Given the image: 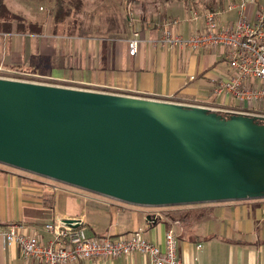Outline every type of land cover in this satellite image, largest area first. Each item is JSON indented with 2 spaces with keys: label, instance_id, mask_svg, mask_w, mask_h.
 I'll list each match as a JSON object with an SVG mask.
<instances>
[{
  "label": "crops",
  "instance_id": "1",
  "mask_svg": "<svg viewBox=\"0 0 264 264\" xmlns=\"http://www.w3.org/2000/svg\"><path fill=\"white\" fill-rule=\"evenodd\" d=\"M122 2L126 11L127 1L119 0ZM239 2L133 0L131 14L125 13L122 20L117 18L118 25L106 28L100 34L104 36L92 35L90 40L78 35L79 40L67 45L56 44L55 61L48 71L94 91L264 113V106L241 105L231 96L213 94L214 84L232 74L226 66L224 48L214 46L207 51H192L150 45V41L160 38L165 24L175 22L172 31L184 39L202 31L203 15L208 10L216 13L219 28H230L237 20ZM260 4L262 0L247 7L245 15L249 20H254ZM102 12L111 19L113 11L107 0ZM44 30L41 29L42 35ZM134 31L139 33L141 42L136 55L131 56L127 40ZM41 34L0 33V66L15 70L21 67L20 61H33L34 56L45 55L47 43L37 38ZM257 84L258 81L251 82ZM41 182L0 169V232L17 224L22 227L18 230L20 234L36 237L46 244L51 236L44 225L58 219H77L83 222L89 237L115 239L141 229L142 237L161 250L165 233L172 231L178 240L177 258L181 264H264V198L164 209L130 205L60 183ZM147 215H159L161 221L155 225L148 223ZM0 264L41 263L25 261L17 246L3 247L0 243ZM76 264L149 262L140 254H132Z\"/></svg>",
  "mask_w": 264,
  "mask_h": 264
},
{
  "label": "water",
  "instance_id": "2",
  "mask_svg": "<svg viewBox=\"0 0 264 264\" xmlns=\"http://www.w3.org/2000/svg\"><path fill=\"white\" fill-rule=\"evenodd\" d=\"M258 119L0 78V164L143 207L264 198Z\"/></svg>",
  "mask_w": 264,
  "mask_h": 264
},
{
  "label": "built area",
  "instance_id": "3",
  "mask_svg": "<svg viewBox=\"0 0 264 264\" xmlns=\"http://www.w3.org/2000/svg\"><path fill=\"white\" fill-rule=\"evenodd\" d=\"M257 2L258 0H240L237 4V20L230 28H219L216 13L208 10L203 15L202 31L194 32L184 39L172 31L175 22L172 25L165 24L160 38L150 41V45L167 46L171 49L187 48L192 51H207L214 46L224 48L226 66L232 74L229 78L214 84L213 94L231 96L241 105L264 106V0L259 5L253 21L245 15L247 7ZM140 42L139 33L132 32V37L127 40L129 55H136ZM4 74L6 70L0 66V78H3ZM255 81L259 84L251 85V82ZM206 108L220 115H244L264 119L263 112ZM75 225L76 227H73ZM21 229L22 227L17 224L9 225L7 231L0 232V243L3 247L17 246L20 256L25 261L41 264H76L90 259H113L140 254L148 259L149 264H181L177 258L178 240L172 231L165 233L161 250L142 237L141 229L115 239L89 237L86 235L83 222L77 219H72V226L66 225L60 219L44 225L45 231L51 236L46 244L36 237L20 234L18 230Z\"/></svg>",
  "mask_w": 264,
  "mask_h": 264
},
{
  "label": "rangeland",
  "instance_id": "4",
  "mask_svg": "<svg viewBox=\"0 0 264 264\" xmlns=\"http://www.w3.org/2000/svg\"><path fill=\"white\" fill-rule=\"evenodd\" d=\"M105 1L106 0H64L59 3L57 0H5L6 7L10 13L21 17L26 25L35 24L40 28V31L42 28L45 29V34L42 35L40 33L41 37L37 38H41L42 42L45 41L48 48L45 55L34 56L33 61H20L21 67L18 69H12L8 72L7 70L9 69L3 68L6 70V74L2 77L7 80L92 91L89 87L67 82L64 79L55 76L48 70H52L51 65H53L55 61L54 50L56 44L59 43L63 46L67 45L71 41L79 40L76 39V36L78 35L79 37H88L90 40H92V35L104 36L100 34H103L104 30L108 27L114 28L117 24V18L122 20L125 13H127L128 16L131 14L133 0L127 1L126 11L125 7L124 9L122 8L123 2L119 3V0H107L113 11L111 13V19L108 18V16H104V13L102 12V7L105 5ZM123 1L125 2L126 0ZM118 9L121 11H117ZM58 11L62 13L63 17L60 20L55 21V14ZM116 11L119 12L118 15L116 14ZM123 11L125 12L123 13ZM75 20L76 24H79V26L72 25ZM15 27L16 25L13 24L12 31L14 33H16ZM92 27L97 28L95 30L96 32L92 30ZM81 30L85 31L86 34L80 35L79 33ZM20 38L25 39V36H20ZM51 49H53L52 52ZM75 65H77V62ZM1 168L12 171L13 173H18L26 179H37L38 181H42L41 183L43 184L46 182V185H50L51 183H54L55 185L58 184V182H54L47 178L9 166H2V164H0V169ZM190 206L192 205L167 206L161 208L169 209L172 207ZM155 216L159 217V215Z\"/></svg>",
  "mask_w": 264,
  "mask_h": 264
},
{
  "label": "trees",
  "instance_id": "5",
  "mask_svg": "<svg viewBox=\"0 0 264 264\" xmlns=\"http://www.w3.org/2000/svg\"><path fill=\"white\" fill-rule=\"evenodd\" d=\"M59 3L64 0H57ZM128 1V0H126ZM61 12H56L55 21H58L62 18ZM13 24L16 25V33L18 34H40V28L35 24H25L23 19L17 15L10 13L6 7L5 0H0V33L10 34L13 29ZM72 24V23H71ZM73 26H79L76 24V20L72 24ZM83 29V28H81ZM80 35H85L86 32L81 30ZM223 117H229L230 115H222ZM259 124H264V119H258Z\"/></svg>",
  "mask_w": 264,
  "mask_h": 264
}]
</instances>
